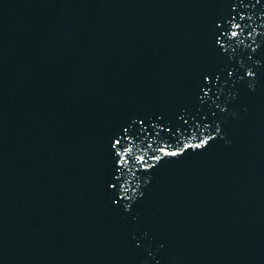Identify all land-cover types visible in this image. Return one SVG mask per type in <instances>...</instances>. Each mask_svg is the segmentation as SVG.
<instances>
[{"label":"water","instance_id":"water-1","mask_svg":"<svg viewBox=\"0 0 264 264\" xmlns=\"http://www.w3.org/2000/svg\"><path fill=\"white\" fill-rule=\"evenodd\" d=\"M0 264H264V0H0Z\"/></svg>","mask_w":264,"mask_h":264}]
</instances>
